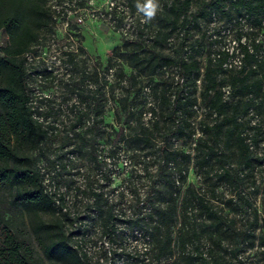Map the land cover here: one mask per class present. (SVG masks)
Here are the masks:
<instances>
[{"label": "trees", "instance_id": "1", "mask_svg": "<svg viewBox=\"0 0 264 264\" xmlns=\"http://www.w3.org/2000/svg\"><path fill=\"white\" fill-rule=\"evenodd\" d=\"M195 1L198 8L194 9ZM50 2L0 0V38L2 32L8 35L7 44L0 43V264H98L79 244L75 245L70 224L77 218L65 210L64 191L59 186L49 189L47 183L49 175L59 182L68 169L64 148L71 137L67 134L51 150L55 130L42 120L40 113L48 111L39 110L30 82L33 73L47 79L56 77L52 70L40 68L30 58L39 55L36 45L52 30L54 11ZM158 2L162 10L156 14L149 38L145 37L144 29L135 38L124 37L123 44L115 46L109 58V65L117 62L120 75L127 79V87H130L123 96L115 98L116 118L120 124L114 131L110 152L114 153L117 145H126L135 152L145 147L151 152L155 148L158 166L149 193L168 202L163 208L153 203L149 212L141 210L129 219L133 230L142 231L154 243L151 258L144 259L143 264H160L164 258L173 256L176 248L180 252L178 264H228L222 252L211 251L210 257L205 254L201 244L206 236L219 248L224 247L227 240L235 241L232 256L239 261L245 245H259L264 255V220L261 221L257 208L252 209L251 196L244 189L245 172L253 173L257 163L262 161L254 147L263 139L264 128L251 124L250 117L264 112V0ZM216 13L225 14L230 21L244 17L263 31L259 39L243 40L245 32L238 33L237 53L241 57L238 68L228 66L235 50L224 48L216 54L211 52L203 64L199 58L203 38L189 41L191 26L215 18ZM175 32L182 36L177 46L173 45ZM169 46L173 47V52L167 50ZM68 56L77 66L79 62L75 61L74 54ZM124 64L133 69L130 74L125 72ZM170 67L179 72L175 82L165 78ZM95 75V89L88 93L83 90L81 95L88 97L87 112L93 117L86 130L91 136L88 154L96 165L103 166L96 146L98 136L104 131L108 80L100 81L98 71ZM138 76L148 79L152 94L150 111L156 117L153 127L160 139L157 141L145 122L140 123V128L129 130L131 118L136 114L133 106L136 93L131 86ZM140 92L141 88L137 94ZM199 103L204 104L205 112L196 126L193 118L199 113ZM87 112L77 116L78 122L83 121V114ZM253 128L251 138L248 130ZM174 138L193 143L194 152L175 148ZM85 144L84 139L77 144L79 152ZM231 155L237 160L236 166L229 164ZM193 159L196 168L204 170L208 177L219 163L218 169L214 168L216 176L222 184L228 182L233 186V195L223 200L224 206L219 210L194 186H187L182 199L183 214L193 208L199 216L195 213L192 227L182 222L174 238L172 226L180 217L177 200ZM91 188L90 207L99 211L103 232L118 237L119 217L114 205L109 204L103 191ZM213 189L217 191L218 187ZM226 207L235 214L245 215L243 227L238 226L236 218L230 219L224 214ZM190 244L195 245L196 250L190 249Z\"/></svg>", "mask_w": 264, "mask_h": 264}, {"label": "rangeland", "instance_id": "2", "mask_svg": "<svg viewBox=\"0 0 264 264\" xmlns=\"http://www.w3.org/2000/svg\"><path fill=\"white\" fill-rule=\"evenodd\" d=\"M50 4L54 11V22L52 30L46 32L39 44L36 45L38 56L32 57L35 64L40 68L47 67L53 71L55 80L50 78L31 76L30 82L33 85L34 100L40 111H48L42 114V120L55 130L52 133L51 150H54L66 135L69 134V144L65 146L64 152L69 162L68 169L64 172L61 180L56 182L47 178L49 189L54 190L58 186L64 191L66 198L65 210L71 216L76 217L74 224H70L73 232L75 245L79 244L83 252L98 264H143V260H149L153 254L154 243L151 238L140 230H133L129 219L136 216L141 210L149 212L153 208V203L157 207H166L167 201L158 195L149 193L152 178L158 166V157L150 149L135 150L126 145H117L115 152H110L114 131L119 128L116 118L118 103L115 98L123 96L129 84L127 79L119 73V65L116 61L109 65V58L113 55L115 46L123 44L125 38H135L140 35V30H145V37L148 39L153 33V26L156 16L151 21L145 22L146 18L139 12L136 5L145 3V0H51ZM159 3V2H158ZM157 12H161L162 7ZM198 2H194L193 8H198ZM157 14V13H156ZM245 32L243 40L253 37L262 38L263 31L259 26L255 27L251 21L242 17L239 21H230L223 13H216L215 18L201 20L199 24H193L190 28L189 41L196 38H203V48L200 60L206 64L208 54H216L219 50L229 48L236 53L231 57L228 66L238 68L241 57L238 52L237 36L240 31ZM181 34L177 32L173 35V45H178ZM8 35L2 32L0 43L6 45ZM172 45V46H173ZM167 50L173 52V47ZM73 53L75 61L79 62L74 66L68 54ZM124 70L130 74L133 69L124 64ZM99 72L100 81L108 80L106 91L109 100L106 102L104 114L103 132L98 136L97 153L103 166L96 165L91 154H88L91 142L90 133L86 130L93 121V117L88 113L90 103L88 97L83 98L81 92H90L95 89L96 72ZM177 68L170 67L165 73V78L170 81L179 77ZM226 76V75H225ZM138 80L131 86L132 92L136 93L133 106L136 114L131 118L129 130L140 128V123L149 124L153 130L155 141L160 140L158 132L153 127V116L150 110L152 94L145 77L138 76ZM201 84V79L199 81ZM113 87V88H112ZM139 88L141 92L137 94ZM89 90V91H88ZM114 92V93H113ZM115 95V97L113 96ZM43 100V101H41ZM199 113L194 116L193 122L199 126L203 118L205 106L198 104ZM81 112L83 121L78 122ZM88 114L91 116L88 117ZM251 124L264 128V112H257L250 117ZM77 123V127L74 125ZM132 125V126H131ZM249 136H253L255 128L249 129ZM128 132V129L126 130ZM100 134V133H99ZM98 134V135H99ZM261 142L254 147L262 157V161L257 163L253 173L245 172V192L251 196L253 208H257L261 221L264 220V135ZM86 141L83 151L79 152L77 144ZM173 146L181 148L191 153L193 143L183 139H173ZM121 144V143H119ZM121 148L118 149V147ZM229 164L236 166V158L231 155ZM219 163L214 168L218 169ZM230 166V165H229ZM212 170V178L206 176L205 171L196 168L194 159L190 165L187 181L177 200L179 221L173 224L174 238L178 235V230L182 222H187L192 227V220L196 209L189 208L183 214L182 199L185 196L187 186H194L207 199L212 200L213 205L221 210L224 206L223 200L233 195L232 185L228 182L222 184L216 171ZM106 172V175H104ZM101 190L108 198L109 204L114 205V210L119 217L117 221L118 237H110L103 232V221L98 210L90 207L92 203V188ZM218 187L214 191L213 187ZM141 204V206H140ZM224 214L229 218H236L238 226L243 227L244 216L224 209ZM201 217L199 221H201ZM261 229L259 228L257 232ZM236 245L233 240H227L224 247H218L206 236L202 240L201 248L207 256L216 251L222 252L228 260V264H264L262 247L255 245L251 247L245 245L240 255V260L233 257L232 248ZM214 246V247H212ZM190 249H195V245H189ZM217 249V250H216ZM180 257L179 249L176 248L173 256L164 258L160 264H178ZM201 264V263H197Z\"/></svg>", "mask_w": 264, "mask_h": 264}, {"label": "clouds", "instance_id": "3", "mask_svg": "<svg viewBox=\"0 0 264 264\" xmlns=\"http://www.w3.org/2000/svg\"><path fill=\"white\" fill-rule=\"evenodd\" d=\"M139 12H142L146 18L145 22L155 18L158 8L160 7L158 0H145V3L136 5Z\"/></svg>", "mask_w": 264, "mask_h": 264}]
</instances>
